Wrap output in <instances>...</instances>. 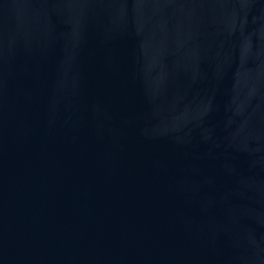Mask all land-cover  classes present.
I'll return each instance as SVG.
<instances>
[{
	"label": "water",
	"instance_id": "95a60500",
	"mask_svg": "<svg viewBox=\"0 0 264 264\" xmlns=\"http://www.w3.org/2000/svg\"><path fill=\"white\" fill-rule=\"evenodd\" d=\"M0 264H264V0H0Z\"/></svg>",
	"mask_w": 264,
	"mask_h": 264
}]
</instances>
